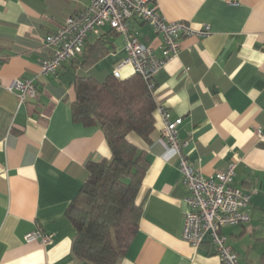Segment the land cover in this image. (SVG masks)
Here are the masks:
<instances>
[{"label": "crops", "instance_id": "0c3cea01", "mask_svg": "<svg viewBox=\"0 0 264 264\" xmlns=\"http://www.w3.org/2000/svg\"><path fill=\"white\" fill-rule=\"evenodd\" d=\"M90 2L0 0V264H91L72 253L75 228L66 209L88 176L87 162L110 158L112 150L99 126L73 120L75 79L110 74L126 56L124 36L104 25L88 35L87 55L57 74L41 70L51 54L45 37ZM156 2L170 21L210 26L207 36L182 37L180 55L156 76V96L173 118H183L180 137L194 168L211 175L236 162L234 183L250 194L251 220L221 234L243 264H264V141L257 134L264 131V0ZM131 25L161 53L162 34L151 23ZM97 52L101 57L86 64ZM133 73L128 66L123 78ZM17 78L33 80L36 96L20 101L9 87ZM164 127L156 111L150 144L129 136L146 149L149 166L138 194L139 230L118 264H224L210 239L196 248L182 238L187 190ZM38 229L50 243L27 242Z\"/></svg>", "mask_w": 264, "mask_h": 264}, {"label": "built area", "instance_id": "2783aa9c", "mask_svg": "<svg viewBox=\"0 0 264 264\" xmlns=\"http://www.w3.org/2000/svg\"><path fill=\"white\" fill-rule=\"evenodd\" d=\"M238 1L231 0L234 4ZM132 20L151 23L156 32L162 34L160 54L137 37ZM106 24L124 36L126 56L112 70L117 78H123V70L131 66L134 72L154 79L168 62L180 55L183 36L204 37L211 32L209 25L196 28L184 20H168L158 8L156 0H91L88 6L69 16L58 30L45 37L51 54L41 61L42 73L57 74L65 62L82 54L88 35L98 33L100 27ZM9 87L18 93L22 102L26 95L37 94L31 79H14ZM151 87H154V83ZM157 111L165 122L163 133L170 151L169 158H178L181 183L187 190L184 201L188 209L184 215L182 238L196 248L210 239L224 264H243L238 252L221 234L224 226L246 224L251 220L250 194L234 183L236 162H230L224 170L211 175L197 170L185 152L186 142L180 137L179 128L183 118H173L169 109L160 103ZM257 134L264 141V131L258 129ZM25 239L27 242L50 243L49 234L40 229L28 232Z\"/></svg>", "mask_w": 264, "mask_h": 264}, {"label": "trees", "instance_id": "16d2710c", "mask_svg": "<svg viewBox=\"0 0 264 264\" xmlns=\"http://www.w3.org/2000/svg\"><path fill=\"white\" fill-rule=\"evenodd\" d=\"M86 44L82 55H87ZM100 54L86 59V64L96 62ZM156 86V77L147 79L137 72L127 78H117L111 72L103 80L83 72L75 79L73 120L99 126L112 150L110 158L87 162L88 176L66 209L75 228L72 253L78 259L118 264L139 230L144 207L138 194L149 159L146 149L129 136L135 134L147 144L152 142L159 104Z\"/></svg>", "mask_w": 264, "mask_h": 264}, {"label": "rangeland", "instance_id": "374dc122", "mask_svg": "<svg viewBox=\"0 0 264 264\" xmlns=\"http://www.w3.org/2000/svg\"><path fill=\"white\" fill-rule=\"evenodd\" d=\"M106 25H108V26H109V24H106Z\"/></svg>", "mask_w": 264, "mask_h": 264}]
</instances>
